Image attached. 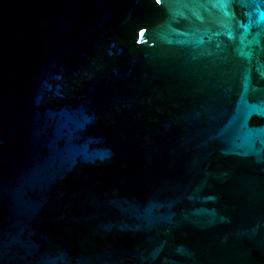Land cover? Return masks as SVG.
Segmentation results:
<instances>
[{
  "label": "water",
  "instance_id": "water-1",
  "mask_svg": "<svg viewBox=\"0 0 264 264\" xmlns=\"http://www.w3.org/2000/svg\"><path fill=\"white\" fill-rule=\"evenodd\" d=\"M0 264H264V0H0Z\"/></svg>",
  "mask_w": 264,
  "mask_h": 264
},
{
  "label": "snow or ice",
  "instance_id": "snow-or-ice-1",
  "mask_svg": "<svg viewBox=\"0 0 264 264\" xmlns=\"http://www.w3.org/2000/svg\"><path fill=\"white\" fill-rule=\"evenodd\" d=\"M157 2H159V0H157Z\"/></svg>",
  "mask_w": 264,
  "mask_h": 264
}]
</instances>
